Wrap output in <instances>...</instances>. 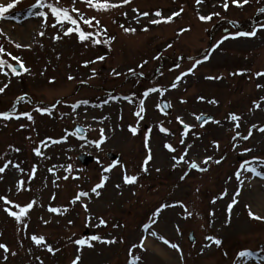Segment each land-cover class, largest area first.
<instances>
[{"label":"rangeland","instance_id":"obj_1","mask_svg":"<svg viewBox=\"0 0 264 264\" xmlns=\"http://www.w3.org/2000/svg\"><path fill=\"white\" fill-rule=\"evenodd\" d=\"M12 2L0 0L5 5ZM35 2L20 0L0 18V46L4 48L0 59L13 65L16 61L12 57H19L30 70L13 75L5 65L3 72L8 75L0 74V87L8 85L0 93V112L18 103L14 115L20 117L0 119V167L9 165L0 173V196L11 201L6 205L0 201V244L9 249L7 253L0 249V264H72L77 256L79 264H129L135 257H139L138 264H244L243 258L237 260L241 251L255 253L246 264H264V219L249 217V210L264 217V202L258 206L253 194L256 191L264 198V177L257 176L256 187L249 180L256 175L246 170L264 172V133L259 131L264 127V87H257L264 86V76L255 75L264 72V11L259 13L264 0H248L246 4L239 0L242 7L228 0L227 10L223 8L225 0H203L201 4L196 0H132L130 4L95 0L122 5L107 11H96L81 0L75 4L73 0H59L58 4L45 0L68 8L82 30L102 33L94 38L108 43L95 45L91 38L81 43L75 32L64 36L72 25L65 22L64 28H53L55 18L50 10L39 9L48 13L46 20L37 16V9L31 7ZM72 7L78 12H72ZM156 11L163 18L176 12L180 15L170 23L152 25L151 19L160 18L154 16ZM144 12L150 15H140ZM81 15L84 19L95 17L100 25L89 28ZM200 15H212V19L201 21ZM227 21L240 29L254 26L251 30H259L254 37L236 36L239 31ZM121 25L136 31L125 33ZM145 27L148 31L142 30ZM226 28L230 30L223 33ZM225 35L236 38L224 41L213 51ZM56 36L60 39H54ZM101 56L103 60L98 59ZM197 59L203 63L194 73L182 76ZM241 72L243 75H233ZM178 76L182 78L172 88ZM153 87L161 91L145 98L143 93ZM21 96L26 97L20 101ZM142 99L145 110L140 119L135 113ZM162 100L171 105L166 113L160 109ZM254 102L260 107L256 108ZM74 104L78 105L75 109L71 107ZM36 108L48 111L42 114ZM25 112L33 119L21 115ZM233 113L241 118L238 128L237 122L229 120ZM202 114L213 115L214 119L197 125L196 117ZM177 117L190 126L183 136L185 130ZM75 124L86 129V138L74 135ZM130 126L137 129L135 134ZM161 126L167 131L161 132ZM101 129L106 139L97 148L92 142L100 139ZM250 130L249 139H243ZM146 136L152 159L144 172ZM165 144L175 151L164 148ZM35 148L41 150V156L35 154ZM185 151L184 161L177 164L173 156L179 158ZM109 152L118 154L120 161L111 172L104 173L103 169L114 163L106 157ZM79 153L91 154L94 162L82 166L76 159ZM207 157L211 159L204 164ZM192 161L207 171L190 169L188 162ZM14 165H20L23 171ZM69 165L71 171L67 170ZM34 166L37 171L32 179ZM125 173L137 176V181L124 184ZM102 174L107 180L96 196L91 189L100 183ZM65 176L69 178L65 180ZM181 176L185 178L181 180ZM21 180L23 190L18 191L17 182ZM80 191L90 195L72 203ZM237 191L238 203L229 215L227 206ZM225 192L227 195L220 199ZM33 200V208L20 222L3 210L6 207L18 212L14 205L24 207ZM181 202L191 217L185 218ZM162 205L176 206L154 216ZM49 207L60 211L49 212ZM101 218L106 225L98 227ZM146 224L150 225L147 230ZM86 230L88 235H84ZM191 231L195 241L190 243ZM144 234L160 240L174 256L164 257L145 246L141 249ZM33 235L43 236L44 242L36 245ZM93 235L115 243L93 241ZM206 236H214L222 244L205 247L212 243ZM79 239L88 240L92 246L76 245ZM164 239L178 244L180 252L164 244ZM48 246L55 254L47 251Z\"/></svg>","mask_w":264,"mask_h":264},{"label":"snow or ice","instance_id":"obj_2","mask_svg":"<svg viewBox=\"0 0 264 264\" xmlns=\"http://www.w3.org/2000/svg\"><path fill=\"white\" fill-rule=\"evenodd\" d=\"M20 0H14V2L12 3H7L6 5L3 4V3H0V18H4L5 17V14L9 13V10L10 9H13L17 3H19ZM82 3H85L87 4L88 7L90 8H95L96 11H107L109 9H113V8H117V7H120L122 5L120 4H115V3H97L95 2V0H81ZM132 2V0H123V4H130ZM197 4H201L203 3V0H196ZM232 2L234 4H236L237 7H242L243 4L239 3V0H232ZM55 3L58 4L59 3V0H55ZM76 3V0H73V4ZM243 3L246 4L248 3V0H243ZM33 8H36L37 9V12H36V15L39 16V17H42L44 18L45 20L47 19L48 17V13L45 12V11H40L39 9H49L50 10V13H51V16L55 18V23L52 25L53 28H56L57 25L60 26V28H64L65 26V22H67L68 24L72 25V27H68L66 31H64L63 35L64 36H68L70 34H72L73 32H75L77 35H78V38H79V41L81 43L85 42V41H88L90 38L92 40V43L93 45L95 44H98V43H108L107 40L105 41H101L99 39H96L94 38V36H99L101 35L102 33H92L90 31H84L81 29V27L79 26L78 22L76 19L73 18V16L70 14L69 12V9L68 8H60L58 6H54V4H50V3H46L45 0H36V2L31 6ZM229 7V3H228V0H225V2L223 3V8L225 10H227ZM183 9H181L182 11ZM72 12H78V9H76L75 7H72L71 9ZM134 12H136L137 10L136 9H133ZM126 15V14H125ZM140 15L144 16V17H147L149 16L150 14L148 12H144V13H141ZM180 15V12H176V13H173L171 16L167 17V18H163L162 17V13L160 11H156L154 13V16L155 17H160L159 19H151L150 20V23L152 25H159L161 23H170L173 19L174 16H179ZM215 15H218V13H216ZM81 20H83V23L85 25H87L89 28H92V27H98L100 25V22L98 20L95 19V17H92L90 19H84L83 15H81L80 17ZM199 19L201 21H206V20H211L212 19V15H208V16H203V15H200L199 16ZM93 21H95V24H93ZM139 22V21H137ZM121 28L123 29V31L125 33H135L136 29L135 28H127V27H124L123 25H121ZM143 31H148V28L145 27L142 29ZM259 29H254V30H251L249 32H238L236 34V36H249V37H254L256 34H257V31ZM106 32V29L104 30ZM184 31H188V29H182L181 32H184ZM0 34H3L2 31H0ZM179 34V33H178ZM41 36L44 35L43 32L40 33ZM236 36H232V37H229L227 35H225L220 41L217 42V44L214 46L213 48V51H215L216 48H219L220 44L224 43V41L232 38V39H235ZM54 39H60V36H56L54 37ZM114 39V38H113ZM15 47L16 48H20L22 47L20 44H15ZM168 47H172L171 44L168 45ZM4 52V48L3 46H0V53H3ZM8 55H11L10 53ZM12 59L14 61L17 62V64L19 65V70L17 69V67L13 66L12 64H9L6 60L4 59H0V74H3L5 76L8 75L7 72H3V68L5 65H7V67L11 70V73L13 75H21L22 73H27L29 72L30 70L25 67V65L23 64V62L20 60L19 57H15L13 56ZM98 59L100 60H103L104 57L101 56L99 57ZM158 59V57H157ZM204 59H208V56L206 55L204 57ZM144 63H147V61H145ZM201 63H203V60H200V59H197L195 60V62L193 63L192 67L189 68L186 72L182 73V76H187V75H190L192 73H194L196 67L198 65H200ZM87 66V64L85 65ZM140 67H143V65H141ZM177 67H179V65H177ZM130 72L134 71L132 69L129 70ZM117 75H119V73H116ZM243 75V73H233V75ZM257 77H260V76H264V72L262 73H256L255 74ZM182 77L178 76L176 78V81L172 83L171 87L172 88H176L177 87V82H179L181 80ZM221 77H206V79H220ZM69 79H73V77H69ZM54 81L50 80L49 83H53ZM8 87L7 84L4 85V87H0V93H3L5 91V89ZM258 88L260 87H264V86H261V85H257ZM161 89L159 88H156V87H153L151 89H148L147 91H145L143 93V96L145 98H147L151 93H155V92H160ZM25 97L24 96H21V97H18V100H24ZM125 99H128L127 97ZM199 99L203 100L204 98L203 97H200ZM264 99V98H262ZM184 102V101H182ZM80 103H87V101H81ZM104 103H108L107 100L104 101ZM212 103H216L215 101H212ZM254 106L256 108H259L260 107V104L258 102H254ZM73 109H75L76 107H78V105L74 104L71 106ZM165 108H168V107H171L170 104H166L164 105ZM139 110L135 113V115L137 117H139L140 119H143V116H142V113L144 112V100H140L139 102V106H138ZM37 112H40V113H46L48 110L45 109V108H36L35 109ZM16 112V105L15 103L12 105L11 109L9 111H4V112H0V119H3L5 121L7 120H11L13 118L15 119H19L20 117L18 115H14ZM21 115H24L27 117L28 120H32L33 117L31 115V113H22ZM201 116H197L196 119L199 121L201 120ZM241 118L236 115V114H229V120L230 121H235L237 122L236 123V127L238 128L239 127V120ZM177 120L180 121V123L183 124L184 126V129H185V133H182V136L185 135L188 131H190V126L188 124H184L182 118L180 117H177ZM216 123H219V121H216ZM129 130L135 134L137 132V129L135 127H131L129 128ZM77 131H79V129H77ZM160 131L161 132H166L167 130L164 129L162 126L160 127ZM260 132L264 133V127L260 128L259 129ZM237 135H239V133H237ZM251 135V130L249 131V134L244 136L243 139L247 140L249 139ZM105 139L106 137L104 136V132H103V129H101V135H100V139L98 141H94L92 143L95 144V146L97 148H100L101 144L105 142ZM233 139H235V137H233ZM59 141H54V143H58ZM181 144H183L185 141L183 139H181ZM145 147L148 148V155L147 157L144 159L143 161V165H142V168L141 170L144 171V172H147V165L148 163L150 162V160L152 159V156H151V149L149 147V137L146 136L145 137ZM192 146L189 145L188 148H191ZM216 147H218V144L216 145ZM164 148L168 149L169 151H175L174 148H172L171 145L169 144H165L164 145ZM15 151H20L19 149H14ZM33 151L35 152V154L37 156H41L42 153H41V150L39 148H35L33 149ZM245 151H251V149H246ZM187 155V151H185V153L183 155H181L179 158L173 156V160L176 161V163H180L182 161H184V157ZM211 157H207L205 158L204 160V164H207L208 163V160H210ZM99 163V161H98ZM217 163H219V161H217ZM248 162H245V164H247ZM117 164H119V161H116L114 162L113 164L109 165L108 167L104 168L103 169V172L104 173H107V172H111L113 168H115L117 166ZM8 164H4L3 167H0V173H4L5 170L8 168ZM245 165H241V167H244ZM14 168L20 170V171H23V169L20 167V165H14L13 166ZM173 167H175V164L173 165ZM188 167L190 169H196V170H199V171H207V168H202L200 165H198L196 162L192 161V162H188ZM68 171H71V166L69 165L68 166ZM248 172L250 173H253L254 175L256 176H259V177H264V172H261V171H257L255 168H247L246 169ZM37 169L36 167L34 166L31 170V174H30V178L34 179L35 177V173H36ZM49 171H52V169H49ZM188 173L186 172L185 173V176H187ZM185 176H181L180 179L183 180L185 178ZM69 177L65 176L64 179L67 180ZM79 177H73V179H78ZM237 178H239V173H237ZM138 177L133 175V176H129L125 173L124 177H123V182L124 184H128V185H131V184H134L136 181H137ZM106 180H107V177L104 176L102 174L101 176V181L100 183H97L92 189H91V193L95 194L96 196H99L101 193L98 191L99 189H102L104 186H105V183H106ZM23 185H24V181H18L17 182V190L18 191H22L23 190ZM117 188L120 187V185H116ZM90 195L89 192H85V191H80L76 194L74 200L72 201V203H75L77 201H80L81 198H84V197H88ZM227 195V192L223 193L219 198L220 199H223L224 196ZM240 195V192L237 191L233 197H232V202L228 204L227 206V209H228V213L229 215L231 214V210L233 209V207L235 206V204L238 203V200H237V197ZM52 199H55V196L52 197ZM0 201H3L4 204H10L11 201H9L7 199V197H2L0 196ZM212 203H216V199H213ZM35 204V201L33 200L32 202L30 203H27L26 206L24 207H20L18 204L17 205H14V207L18 208V212L17 211H10L8 208H4L3 210L5 212H7V214L11 217H15V220L17 222H20L21 221V218L22 217H25L29 212L30 210L33 208V205ZM176 205H162L160 208H158L156 210V212L153 214L154 216H157L159 215L160 213L163 212L164 208L166 207H175ZM182 208H184V211L186 212V216L185 218L187 219L188 217H191L192 216V213L190 211H188L187 207L184 206L182 204V202L180 203V205ZM84 208H85V211L88 210L87 208V205L85 204L84 205ZM49 212H52V213H59V209L58 208H54V207H49L48 209ZM66 211V210H65ZM214 215V213L212 214ZM249 217L252 218V219H256V220H262L264 219V217H260V216H257L255 214H253L251 212V210H249ZM155 222V221H154ZM47 223V222H45ZM71 223V221L69 222ZM102 225H106V221H104L102 218L100 219V222L99 224L97 225L98 227L99 226H102ZM24 227L26 228L27 225L25 224ZM150 227V225H144V229L147 230L148 228ZM178 231V229H177ZM153 236L157 235L155 232L152 233ZM32 241L36 244V245H41L43 242H44V237L43 236H40V237H37L35 235H33L31 237ZM91 240L93 241H100L102 243H115V241L113 240H108V241H104V240H101V237L97 236V235H93L91 238ZM160 239H163V237H160ZM205 239L211 241L212 243L209 244V245H205V247H211L212 244L216 245V246H220L222 244V241L218 238H215L214 236H206ZM164 244L166 245H169L171 249H174L176 250L177 252H180V248H179V245L176 244V243H171L169 244V241L164 239L163 240ZM75 244L76 245H79L81 247L87 245L88 247H91V243H89L88 240H85V239H79V240H76L75 241ZM133 247H136V245H134ZM139 247L141 249L144 248V242L143 240H141L140 244H139ZM0 249H3L5 253H7L9 251V249L7 248L6 245L4 244H0ZM47 251L50 252V253H54L53 251V248L51 246H48L47 248ZM12 255H16V253H12ZM130 255H131V249H130ZM255 256V253L251 252V251H241L239 254H238V257H237V260H241V258H243V261H244V264H246V261L249 260V259H252L253 257ZM79 260H80V257L77 256L76 259L72 262V264H79ZM138 261H139V257H135V258H130L129 260V264H138Z\"/></svg>","mask_w":264,"mask_h":264},{"label":"bare ground","instance_id":"obj_3","mask_svg":"<svg viewBox=\"0 0 264 264\" xmlns=\"http://www.w3.org/2000/svg\"><path fill=\"white\" fill-rule=\"evenodd\" d=\"M34 21L35 20H33V21H31L32 23H30V24H34ZM28 29V28H27ZM27 29H26V31H27ZM30 29V28H29ZM257 178H254V177H251L250 178V181H251V183H254V184H256V187L258 186V182H257ZM253 194H254V199H255V201L257 202V204H258V206L261 204V203H263L264 202V198L263 197H261L258 193H256V191H253ZM142 240H143V242H144V246L145 247H147V248H150L151 250H153V251H155V252H157L158 254H160V255H162V256H164V257H168V255L170 256V257H173L174 255H173V253L170 251V249H165L163 246H162V244H161V242H160V240H156V239H151V237L150 236H146V237H142ZM166 250H169V251H166Z\"/></svg>","mask_w":264,"mask_h":264},{"label":"water","instance_id":"obj_4","mask_svg":"<svg viewBox=\"0 0 264 264\" xmlns=\"http://www.w3.org/2000/svg\"><path fill=\"white\" fill-rule=\"evenodd\" d=\"M18 70H19V68H18ZM208 119H210V117H208V116H202V118H201V120H199V122H203V121L208 120ZM77 129H79V131H77ZM76 131H77L78 133H80V134H84V130H82V129L79 128V127H76ZM108 157L111 158V159H113V158H116V159L119 158V156H115V155H113V154H111V153L108 154ZM78 159H79V160L82 162V164L85 165V166H86L89 162L92 161V157H91V156H85V155H79V156H78ZM190 238H191V241L194 240V238H193V233L190 234Z\"/></svg>","mask_w":264,"mask_h":264}]
</instances>
